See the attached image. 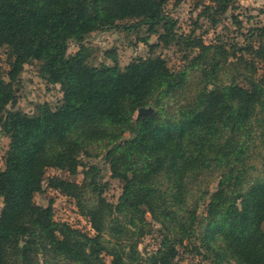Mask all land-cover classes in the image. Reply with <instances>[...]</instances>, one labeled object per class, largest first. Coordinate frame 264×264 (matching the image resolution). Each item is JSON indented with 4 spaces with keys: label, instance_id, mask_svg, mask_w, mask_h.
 Returning a JSON list of instances; mask_svg holds the SVG:
<instances>
[{
    "label": "trees",
    "instance_id": "obj_1",
    "mask_svg": "<svg viewBox=\"0 0 264 264\" xmlns=\"http://www.w3.org/2000/svg\"><path fill=\"white\" fill-rule=\"evenodd\" d=\"M171 1L0 0L8 68L0 58V132L10 140L0 169V264H175L188 246L213 264H264V163L252 165L253 148L264 149V28L250 35L258 47H240L230 62L223 45L175 33L165 10ZM212 2L213 23L236 4ZM142 29L166 47L191 50L185 68L172 71L153 55L154 45L151 56L123 69L115 54L112 66L93 64L84 44L93 33ZM71 42L80 49L68 55ZM34 64L63 97L28 114L14 107L15 87ZM141 108L154 112L134 119ZM94 147L106 150L112 178L123 183L116 204L105 198L97 166L81 185L48 179L49 188L77 201L92 235L56 222L52 206L34 198L48 169L76 176L77 152L91 157ZM205 173L218 175L217 188L197 197L195 180ZM153 224L161 240L144 257L139 246Z\"/></svg>",
    "mask_w": 264,
    "mask_h": 264
},
{
    "label": "rangeland",
    "instance_id": "obj_2",
    "mask_svg": "<svg viewBox=\"0 0 264 264\" xmlns=\"http://www.w3.org/2000/svg\"><path fill=\"white\" fill-rule=\"evenodd\" d=\"M213 8V9H212ZM166 14L174 21L175 33L178 36L188 37L194 35L195 38L202 40L205 45H223L230 56V62H235L236 51L240 47H248L251 43L258 47V38L251 41L250 35L254 31L257 36L260 33L255 31L264 28V0H236L233 9L224 16H216V23L212 22L215 11L212 0H172L166 7ZM208 12V13H207ZM210 12V13H209ZM207 13V14H206ZM121 24H129L128 22ZM159 34H164L163 29L158 30ZM148 40V44L143 41ZM258 41V42H257ZM92 53L91 59L94 65L102 63L112 66L114 62L110 58L115 54L117 63L123 69L132 61L147 59L151 56V45H154L153 55L162 57L172 71L178 72L185 68V57H190L192 51L184 44L173 42L166 47L156 35H150L146 29L132 31H115L93 33L84 43ZM80 46L71 42L68 47V55L77 53ZM196 53V52H195ZM2 68L6 71L5 51L0 52ZM259 75H264V66H259ZM232 71V70H231ZM232 73V72H231ZM190 90H195L197 73L194 72L190 77ZM17 91L18 104L14 106L26 112L33 114L36 106L40 104H49L53 108L57 107L63 97L59 86H52L47 83L39 73V65H28L21 75L20 83L15 87ZM185 99H189L187 95ZM137 118L135 114L134 119ZM125 138H130L126 134ZM10 140L0 132V169H5V158L9 150ZM89 155L77 152L80 167L76 176H70L67 172L55 169H48L43 182V192L34 198L36 205L42 207L52 206L54 220L58 223L67 224L74 229L84 233L94 234L90 221L79 211L77 201L60 193L57 190L48 187V179L60 177L70 182H76L81 185L84 180V173L90 166H97L102 170V183L105 185L104 196L111 204H116L122 193L123 183L111 176L110 168L104 161L106 150L93 148L87 149ZM264 163V149L253 148L252 165L259 170ZM193 193L200 197L207 190L213 193L217 188L218 175L205 173L196 178ZM190 182H193L190 178ZM3 202L0 200V211ZM201 213H205L204 207ZM150 219V217H148ZM154 233L146 236L140 246L139 251L144 257L155 252L161 238L157 231L159 227L153 224ZM187 245V244H186ZM198 248V244H197ZM175 264H213L212 260H204L195 251L193 246L179 248ZM110 259L107 262L110 263Z\"/></svg>",
    "mask_w": 264,
    "mask_h": 264
},
{
    "label": "water",
    "instance_id": "obj_3",
    "mask_svg": "<svg viewBox=\"0 0 264 264\" xmlns=\"http://www.w3.org/2000/svg\"><path fill=\"white\" fill-rule=\"evenodd\" d=\"M153 108H141L137 113V119L141 118L142 116H151L153 114ZM118 146L115 145L113 149H116Z\"/></svg>",
    "mask_w": 264,
    "mask_h": 264
}]
</instances>
